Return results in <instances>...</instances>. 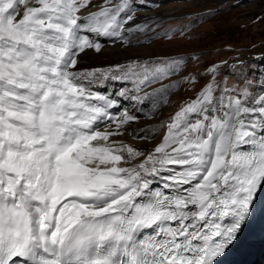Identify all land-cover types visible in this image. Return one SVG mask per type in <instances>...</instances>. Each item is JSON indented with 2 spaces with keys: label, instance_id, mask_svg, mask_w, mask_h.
<instances>
[{
  "label": "snow or ice",
  "instance_id": "6c2138e0",
  "mask_svg": "<svg viewBox=\"0 0 264 264\" xmlns=\"http://www.w3.org/2000/svg\"><path fill=\"white\" fill-rule=\"evenodd\" d=\"M137 7L0 0V264H223L264 218L259 69L255 80L233 72L242 82L229 86L217 80L227 61L206 67L199 75L211 79L161 121L151 150L114 139L136 113L155 115L179 85L198 82L181 75L183 56L78 68L103 41L129 46L134 28H148ZM158 134L139 128L133 138Z\"/></svg>",
  "mask_w": 264,
  "mask_h": 264
},
{
  "label": "rangeland",
  "instance_id": "374dc122",
  "mask_svg": "<svg viewBox=\"0 0 264 264\" xmlns=\"http://www.w3.org/2000/svg\"><path fill=\"white\" fill-rule=\"evenodd\" d=\"M152 1H156L154 13H158L159 20L165 18L154 26V31L161 29V26L162 30L157 34L153 33L152 36L143 35L145 37L133 40L129 46H124L122 43L110 46L136 49L142 47L151 50V53L167 52L158 55L183 56L186 58L185 71L181 75L192 73L198 77V82L193 85H179L168 97L169 102L159 109L155 117L145 118L147 119L145 121H152L154 127L144 125L143 119L132 124L152 128L153 131L158 130L159 134L155 139L148 141L134 139L131 136V127L127 130L129 137L124 138L133 139L134 145L145 152L162 141L165 130L160 128L161 121L169 119L185 102L195 99V90L198 93L211 79L208 75H199L205 71L206 67L227 61V66L222 67L217 80L223 81L227 77L228 84L231 86L242 82L237 75L232 74L233 72H243L255 80L256 74L253 70L259 69L264 62V60L257 59V57H264V0ZM143 2L144 0H142V5ZM144 7L149 8L145 5ZM208 9H215L217 14L209 15ZM163 13H167L165 17L162 16ZM201 15L207 18L201 19ZM258 17L260 19H257ZM193 56L195 59L191 58ZM239 61H243L244 64L240 65ZM231 65H236V69H232ZM177 79L179 76L170 78V80ZM170 80H165L164 83H169ZM156 86L158 85H154Z\"/></svg>",
  "mask_w": 264,
  "mask_h": 264
},
{
  "label": "bare ground",
  "instance_id": "6f19581e",
  "mask_svg": "<svg viewBox=\"0 0 264 264\" xmlns=\"http://www.w3.org/2000/svg\"><path fill=\"white\" fill-rule=\"evenodd\" d=\"M101 1H103V0H98V3ZM155 4H156V2L152 1V6L150 8H141L137 11L138 12L137 23H139L141 25V27H143L145 24H147L148 28H146L143 32L135 31V28H134V35L132 36V40L136 41L137 39L143 38L145 36H152L153 33L157 34V32H160L162 30V26H161V29H159V30L156 29V31H154V26L156 24L160 23V21H163L165 19V18H162L159 20L158 13H154V10L156 9L154 7ZM151 11H153V12H151ZM166 14L167 13H163L162 16L165 17ZM143 35H145V36H143ZM133 53H140L141 55L144 54L143 56L145 58H147L148 55L165 54L167 52H160L159 51L156 53H151V50H146L142 47L141 48L139 47L137 49L133 48V47L113 48L112 46L107 45L104 47V50L101 54H96L94 51H88V55L82 57L80 64L82 66H88V65H95V64L102 65V64L126 63L127 58ZM145 53H148V54H145ZM195 92L197 94L196 90H195ZM147 119L142 120V121H144L143 124L147 125L149 127H154V123L152 121H145ZM133 124H136V123H133ZM142 127H144V126H138V127H136V129H139ZM128 134L129 133L125 132L124 136L118 137V138H121L124 141H129L130 143H132L134 145L133 139L132 140L125 139V138L129 137ZM131 136L133 137L134 133L131 132ZM134 146H136V145H134ZM136 147H138V146H136ZM125 166H130V165H125ZM261 195H262L263 200H264V193H261ZM261 228H263V226H261ZM257 260H258V258H255L253 261V264H256Z\"/></svg>",
  "mask_w": 264,
  "mask_h": 264
},
{
  "label": "trees",
  "instance_id": "16d2710c",
  "mask_svg": "<svg viewBox=\"0 0 264 264\" xmlns=\"http://www.w3.org/2000/svg\"><path fill=\"white\" fill-rule=\"evenodd\" d=\"M133 124V123H132ZM131 127V128H130ZM129 128H130V130H131V132L132 133H134L135 134V132L136 131H138L139 129H136V127H138V126H136V125H131ZM135 127V128H134ZM142 128H144V127H142Z\"/></svg>",
  "mask_w": 264,
  "mask_h": 264
}]
</instances>
